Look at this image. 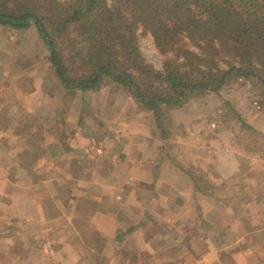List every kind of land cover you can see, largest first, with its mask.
<instances>
[{"label":"rangeland","instance_id":"obj_1","mask_svg":"<svg viewBox=\"0 0 264 264\" xmlns=\"http://www.w3.org/2000/svg\"><path fill=\"white\" fill-rule=\"evenodd\" d=\"M0 28H3L0 33V68L3 60L9 56L2 50L4 42L8 41L13 50L12 56L19 51L24 53L14 70L23 67V64L30 67L29 61L33 60L32 65L37 64L34 66L35 72H43L48 85L30 100L34 105L33 113H12L11 118L6 112L0 114V132H4V146L0 147V167H13L20 172L23 171V164L33 168L27 178L19 174L20 181L28 183V188H19L29 190L32 182L34 191H44L45 200L50 206L54 201L48 193V184L44 181L46 177L55 178L59 198L68 201L74 195L76 203L84 207L81 216L82 224L87 229V245L100 254L107 249L108 241L95 232L87 219L96 208L95 199L105 191L104 183L110 185V194L122 193L124 207L135 219L133 221L130 217L129 221L123 220L125 230H120L116 236L121 239L117 245L123 253V258H120L123 259V264H205L208 260L204 255L210 245L220 255L225 251L220 256L223 261L220 264H264V240L256 234L258 227L253 225L255 218L264 215V208L252 201L264 194L250 193L247 191L248 186L245 191L237 192L233 191V186L226 185L222 188L217 185L212 164L203 163L200 154L195 153L198 147L188 149L187 153L183 143L184 140L193 142L195 139L189 137V133L193 132L188 133L187 128L196 118L203 119L199 128L207 121L210 124L226 125L239 121L236 116L241 115L236 110L239 104L236 98L243 100L240 103L250 102L253 105L254 102L264 112V98L251 82L244 79L233 81L220 92L197 95L182 107L170 110V121L166 125L169 135L166 136L153 120L155 118H151V113L140 110L124 90L116 92L112 102L111 87L103 88L109 90V93L105 98L101 96L98 99H95V94L103 89L92 91L95 94L87 97L84 92L73 98L61 91L59 82L51 76L49 70L50 51L39 36L36 26L14 29L0 25ZM32 38L34 43H31ZM140 40L147 61L161 70L163 56L157 50L152 35L141 33ZM27 43L28 48L25 49ZM30 44H33L32 47ZM42 92L44 94L41 96ZM59 95L63 98L61 102ZM217 95L223 98L220 107L215 101ZM136 113L142 119L149 118L154 124L153 128L165 140L160 161L156 165H159V172L163 173L155 180L158 185L156 193L150 188L143 187L140 190L136 178L127 186L123 182V169L127 164L132 161L135 171L141 164L138 159L141 139L132 136V144L128 146L122 144L125 136L118 137V134L126 135V132L130 135L139 133V126L133 121L136 120ZM14 121L17 122L16 125ZM240 125L243 128L242 123ZM17 148L22 152H15ZM169 152L172 154L168 155ZM173 155L175 159H172V165L169 166L168 159ZM76 158H81L82 161ZM175 161L177 162L174 163ZM72 165L90 167L85 172L88 176L96 175L95 180L100 183L81 186L76 181H68L65 176L68 170L73 171ZM189 172L199 176L200 189ZM118 175L120 177L116 178ZM132 175H135L134 172ZM186 178L188 184L185 183ZM189 181L194 185L195 193L191 191ZM115 186L120 189H115ZM18 196L21 197V194ZM130 228L134 229L129 232ZM138 228L142 230L141 234L135 232ZM236 235L241 239H237ZM253 236L257 239L255 242ZM151 253L153 255L149 256ZM98 264H105L104 259H98Z\"/></svg>","mask_w":264,"mask_h":264},{"label":"trees","instance_id":"obj_2","mask_svg":"<svg viewBox=\"0 0 264 264\" xmlns=\"http://www.w3.org/2000/svg\"><path fill=\"white\" fill-rule=\"evenodd\" d=\"M0 25L36 26L51 76L71 98L111 87L112 102L124 90L166 136L170 110L233 81L264 98V0H0ZM141 33L154 38L161 70Z\"/></svg>","mask_w":264,"mask_h":264},{"label":"crops","instance_id":"obj_3","mask_svg":"<svg viewBox=\"0 0 264 264\" xmlns=\"http://www.w3.org/2000/svg\"><path fill=\"white\" fill-rule=\"evenodd\" d=\"M1 30L3 28H0V33ZM34 31L36 30L34 29ZM31 43H34L33 38ZM30 45L32 47L33 44ZM24 48H28V43ZM11 49L10 43L8 41L4 42L2 50L9 56L3 60L0 68V114L6 112L9 118L12 117V113H33L34 105L30 100L48 86L46 75L43 72H35L34 66L37 64L32 65L33 60L29 61L30 67L23 64V67L14 70L17 61L23 59L24 53L21 54L19 51L12 56L13 50ZM48 61L49 59H47ZM11 62H13V65ZM107 93H109V90L103 89V91L96 92V94L87 91L85 95L87 97L95 94L97 95L95 99H98L101 96L105 98ZM43 94L44 92L41 96ZM219 96H215L218 107L223 103V98ZM236 99L239 103L236 110L247 125L242 124V128L241 121H232V124L228 125L223 123L210 124L207 121L199 128L203 119L196 118L190 124L192 127L188 126L187 128L188 133L193 132L189 133V137L195 139L193 142H189V139L184 140L183 143L187 153L188 149L198 147L195 153L200 154L203 163L212 164L215 168L214 176L217 185L222 188H225L226 185L233 186L235 187L233 191L237 192L245 191L248 186V192L262 195L264 194V112L259 110L254 102L252 105L250 102L240 103L243 100ZM201 107L203 108V104H201ZM135 119L133 121L138 124L139 133L130 135L126 132V135L118 134V137L125 136L126 138L122 139V144L128 146L132 144V136L141 139V145L138 146V159L141 164L138 165L137 171H135V165H132V161L127 164V167L123 169L125 170L123 182L127 186L130 182H134L133 179L136 178L140 190L143 187L145 189L150 188L156 193L157 190L155 189L158 188V185H156L155 180H157V176L163 174L159 172V165H156L160 161L159 158L164 149L165 140L161 138L159 131L153 128L154 124L151 123L149 118L142 119L136 113ZM16 123L14 121L15 125ZM2 134L4 132H0L1 148L4 146ZM205 134L206 137L204 138ZM15 152L19 154L22 150L17 148ZM171 154L172 152H169L168 155ZM0 157L2 156L0 155ZM76 159L82 161L81 158ZM172 159H175V155L168 159L169 166L172 165ZM72 166L73 171L68 170L65 176L68 181H76L81 186L100 183L95 180L96 175L88 176L85 172L90 167ZM22 170L20 172V170L13 167L10 169L0 167V264H98L100 258L104 259L105 264H123V259H120L123 258V253L117 245L121 239L116 238V236L120 230H125L123 220L129 221L130 217L134 218L124 207L122 193L120 195H118L119 193L110 194V185L104 183L105 188L103 189L105 191L95 199L96 208L87 219L95 232L100 233L108 241L107 249L105 248L100 254L87 245L85 239L87 229L82 224L83 217L81 216L84 207L82 204L76 203V196L73 195V198L68 201L60 199L55 178L46 177L44 182L48 184V193L54 201V204L49 206L45 200L44 191L42 193L34 191L32 182L29 187L31 190L26 189L23 191L19 188V186L28 188L27 182L20 181L19 174L27 178L33 168L23 164ZM91 171H94V169H91ZM133 172L135 175H132ZM179 176L182 177V174H179ZM119 177L120 175L116 176V178ZM50 181H52V184ZM185 183L188 184L187 178ZM189 186H191V191L195 193L194 185L190 183ZM111 188L114 189V186H111ZM115 189L120 188L115 186ZM18 194H21V197ZM252 201L264 208L263 195ZM261 217L263 218L260 219ZM255 219L253 225L258 227L256 234L264 240V228H261L262 225L264 226V215L262 214ZM139 230L141 229L138 228L135 232L141 234L142 230ZM252 230L251 234L253 235ZM236 237L241 239L237 235ZM256 240L253 236V241ZM224 252H221V255ZM152 255L153 253L149 254V256ZM221 255L218 250L213 249V246L210 245L204 255L205 259L208 260L205 264H220V261H222L220 259ZM262 255L264 256V253ZM151 264L156 263L152 262Z\"/></svg>","mask_w":264,"mask_h":264}]
</instances>
